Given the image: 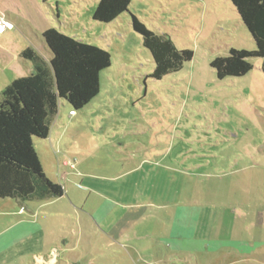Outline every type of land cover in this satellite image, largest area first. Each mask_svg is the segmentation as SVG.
Instances as JSON below:
<instances>
[{"label": "rangeland", "instance_id": "obj_1", "mask_svg": "<svg viewBox=\"0 0 264 264\" xmlns=\"http://www.w3.org/2000/svg\"><path fill=\"white\" fill-rule=\"evenodd\" d=\"M98 2L0 0L13 23L0 35V93L28 74L25 64L33 67L23 49L51 55L42 28L110 52L96 97L75 114L60 101L52 127L63 133L62 149L47 139L35 145L46 168L53 167L51 148L81 159L84 172L117 177L60 179L69 194L27 201L32 213L0 198V264H264V58L250 59L252 70L240 77L219 79L211 66L232 47L256 49L237 8L231 0H132L105 23L93 18ZM131 14L191 50L192 60L153 78L154 58ZM148 195L157 203L180 200L195 213L193 227L182 223L195 237L171 243V251L162 224L142 217L129 239L139 249L116 244L126 241L128 201L145 205Z\"/></svg>", "mask_w": 264, "mask_h": 264}, {"label": "trees", "instance_id": "obj_2", "mask_svg": "<svg viewBox=\"0 0 264 264\" xmlns=\"http://www.w3.org/2000/svg\"><path fill=\"white\" fill-rule=\"evenodd\" d=\"M131 2L99 0L93 18L110 23L128 11ZM231 2L253 36L256 49L232 47L227 56L216 57L211 66L219 79L244 76L253 68L250 59L264 58V0ZM131 17L133 29L154 58L153 78L177 72L192 60L191 50L178 48L169 35L149 29L135 14ZM43 37L50 58L33 47L23 49L21 56L32 63L33 72L14 79L0 93V198L34 201L65 195L63 185L45 174L35 139L49 137L62 99L76 113L96 97L101 73L112 64L109 51L55 27L46 29Z\"/></svg>", "mask_w": 264, "mask_h": 264}, {"label": "crops", "instance_id": "obj_3", "mask_svg": "<svg viewBox=\"0 0 264 264\" xmlns=\"http://www.w3.org/2000/svg\"><path fill=\"white\" fill-rule=\"evenodd\" d=\"M0 15L5 17L7 20H8V17H11L10 12L6 13L3 10H0ZM10 23H12V22L10 21ZM46 29H48V28H42L41 32L43 33ZM3 34H5V32ZM0 35H2V34H0ZM46 58H50V56H47ZM25 67L28 71V74H20L19 73V74H17L16 78L22 77V76H27L33 72L32 66L25 64ZM16 78H14V79H16ZM75 116L76 115H71L70 119L73 120L75 118ZM56 122H57V120H56ZM54 128H55V126L51 127L50 135L47 138V140H49L50 143L52 144V149L53 148L57 149V147L62 149L61 137H62L63 133L61 134L60 130H58V129L55 130ZM35 147H36V145H35ZM47 150H49V152H48L49 159L52 160L53 167L51 166V169L46 168L38 150H37V152H38V155H39V158H40V161H41V164H42V167H43L45 174L53 182L61 184L60 179H117L116 176H108V175L103 176V175H100L99 173L97 174V173L84 172L85 170H83V168H82L81 159L79 160L78 158H73V156H71L72 154H68L69 152H67V154H66L62 150H61L62 152L61 151L58 152L59 150L58 151L55 150V153H54V151L51 150V148H49ZM57 152L59 154H57ZM71 163H75L74 166H72ZM55 167H56V169H55ZM134 170H137V169L134 168V169L128 170V172H133ZM125 179H126V177H125ZM128 193L133 195V194H138L139 192L138 191H131L130 189H128ZM66 194H69V191H68V193H65V195ZM64 196H62V197L64 198ZM128 197H130V195H128ZM146 198H147V200L145 202L146 203L145 205H144V203L139 202V201H137V203L136 202L132 203V202L128 201V212H130V213H128V227H126V224H125V227L122 229L121 236H120L121 238L122 237L125 238L126 241H120V242L115 241L116 244H118L119 246H121L122 248H125V249H128V248H131L133 250L139 249L138 246L135 245L134 243L130 242L129 239H131L133 225L142 217H144V218L154 217L158 220L157 222L162 224L163 229H164V232H163L164 235L162 236L163 237L162 239L167 240V243H168L167 246L168 247H169V245L170 246L173 245L172 249H171V247H169V249L171 251H174L176 249L174 247L175 245L171 244V243H177V245H179L180 243H184V241L191 239V237H195L193 235H187V233H191V231H188L187 229H185V225L182 227V225H183L182 223H185V221H186L187 224L189 225V227H193V225H194L193 220L197 223L198 217H196L195 213L185 210L186 207H181L183 205H181L180 200L179 201L177 200V201L172 202V203L167 202L166 204H164L162 202L157 203L154 196L148 195ZM48 200H53V199H48ZM19 204L21 206L19 213L24 214L26 211H30V213H32L30 210L32 208L29 205L30 203H27V201H20ZM160 213H162V214H160ZM109 214H110V212H108L106 215H109ZM19 223L29 225V224H33L34 221L33 220L30 221L29 219H23L22 218ZM153 231H155V230L152 229V230H150L149 233L151 234ZM32 233L33 232H30V231H29V233L25 232L24 233L25 235L22 234L23 236H21L20 239L22 240L24 237H30L33 235ZM193 233H194V231H193ZM66 243H68V242L66 241ZM167 255H170V253H168ZM37 258L40 262H45V259L43 257H37ZM162 258L165 259L166 257L162 256ZM51 260L55 261L56 259L51 258Z\"/></svg>", "mask_w": 264, "mask_h": 264}, {"label": "built area", "instance_id": "obj_4", "mask_svg": "<svg viewBox=\"0 0 264 264\" xmlns=\"http://www.w3.org/2000/svg\"><path fill=\"white\" fill-rule=\"evenodd\" d=\"M13 24L10 23L5 17L0 15V34H3L7 31V29L12 28ZM71 113H75L74 111H71ZM72 166H74V163H71Z\"/></svg>", "mask_w": 264, "mask_h": 264}]
</instances>
